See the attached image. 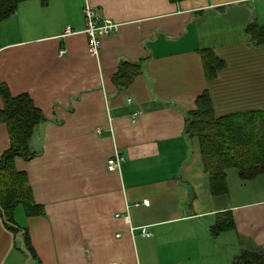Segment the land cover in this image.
<instances>
[{
	"label": "crops",
	"instance_id": "obj_1",
	"mask_svg": "<svg viewBox=\"0 0 264 264\" xmlns=\"http://www.w3.org/2000/svg\"><path fill=\"white\" fill-rule=\"evenodd\" d=\"M86 3L120 23L96 57ZM252 22L264 24V0H26L0 21V84L46 116L41 153L15 158L44 208L14 210L33 252L0 211V264H230L264 250V173L244 180L228 168L227 192L213 194L199 141L184 131L204 91L216 116L264 112V46L246 33ZM201 49L224 62L211 79ZM121 61L142 71L118 89ZM9 146L0 122V157ZM115 152L123 160L111 170ZM226 211L234 227L219 230Z\"/></svg>",
	"mask_w": 264,
	"mask_h": 264
},
{
	"label": "trees",
	"instance_id": "obj_2",
	"mask_svg": "<svg viewBox=\"0 0 264 264\" xmlns=\"http://www.w3.org/2000/svg\"><path fill=\"white\" fill-rule=\"evenodd\" d=\"M26 0H0V21L13 15ZM246 33L254 46H264V24L249 23ZM205 75L213 78L224 62L211 50H199ZM142 71L137 63L121 61L112 80L118 89L128 86ZM2 108L0 122L6 124L10 146L0 157V211L6 226L20 234L24 247L33 252L29 233L17 227L14 210L21 205L26 216L44 215L42 205L36 203L25 172L17 170L15 158L28 161L41 153L36 140V128L46 120L28 93L12 95L0 84ZM185 135L198 139L204 169L209 175L213 194L226 193V170L237 168L244 180L264 173V112L245 111L223 116L214 113L212 99L204 91L196 99V107L185 114ZM219 230L234 227L230 211L217 214ZM22 232V233H21ZM230 264H264V250L254 247L238 253Z\"/></svg>",
	"mask_w": 264,
	"mask_h": 264
},
{
	"label": "built area",
	"instance_id": "obj_3",
	"mask_svg": "<svg viewBox=\"0 0 264 264\" xmlns=\"http://www.w3.org/2000/svg\"><path fill=\"white\" fill-rule=\"evenodd\" d=\"M83 13L85 23L83 33L87 37V49L90 55L96 57L100 51L101 39L109 34L117 32L120 28V23L108 17H99L95 8L89 3H86ZM74 32L75 31L70 27H67L65 30L66 34ZM60 53H63V51H60ZM128 101H131V99H128ZM122 160L123 157L115 152L107 161L108 168L111 170L119 169ZM143 204H148V201H143Z\"/></svg>",
	"mask_w": 264,
	"mask_h": 264
}]
</instances>
